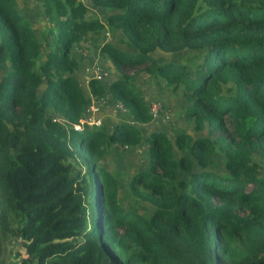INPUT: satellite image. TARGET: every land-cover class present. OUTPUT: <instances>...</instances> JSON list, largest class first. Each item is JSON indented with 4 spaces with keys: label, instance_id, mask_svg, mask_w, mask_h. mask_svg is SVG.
Segmentation results:
<instances>
[{
    "label": "trees",
    "instance_id": "16d2710c",
    "mask_svg": "<svg viewBox=\"0 0 264 264\" xmlns=\"http://www.w3.org/2000/svg\"><path fill=\"white\" fill-rule=\"evenodd\" d=\"M29 1L0 0L3 264H264V0ZM89 50L111 78L79 80Z\"/></svg>",
    "mask_w": 264,
    "mask_h": 264
},
{
    "label": "rangeland",
    "instance_id": "374dc122",
    "mask_svg": "<svg viewBox=\"0 0 264 264\" xmlns=\"http://www.w3.org/2000/svg\"><path fill=\"white\" fill-rule=\"evenodd\" d=\"M23 11L25 14L31 17V19H35L37 15V6L32 4L29 0H25L23 3ZM84 52V51H83ZM91 51L88 52L85 51V54L80 56L81 66L77 70V75L80 81L84 78L87 79V76L90 74L95 75V71L100 70V72L104 75L107 73V76L111 78V72L108 69V66L102 62L97 60V58L94 55L90 54ZM83 82V81H82ZM84 83V82H83ZM147 94H154L153 91H150L149 88L146 90ZM157 99V100H156ZM159 97L153 96V98L149 101V104L155 103L158 104L161 108V103L164 104V106L169 108L170 112V118L168 119H161V118H153L151 119V122L148 126V130L152 127L156 128H162L170 132L171 130L175 129L176 126H180V111L182 108L179 106L176 107L175 104H178L181 100L178 99L177 92L173 93L169 97L168 102H162ZM161 102V103H160ZM90 104L92 105L90 108H92V112L97 108V105L94 101H91ZM96 107V108H95ZM103 108H101L100 119H102V122H105L107 125L111 123L112 120H118L120 118L124 117V111L120 110L116 104L108 103L105 105H102ZM162 109V108H161ZM98 115V114H97ZM93 117V116H92ZM96 117V113L94 114V118ZM99 119V120H100ZM101 121V120H100ZM106 125V127H107ZM144 158V151L143 146L138 148H131L126 147L123 149H112L109 153V155L105 158L104 165L108 169V171L119 181L122 178L124 179L126 177V174L128 171H130L132 168L139 166L143 162ZM143 209V207H142ZM16 249V244L13 243V241H8L6 245L3 248L2 255L0 257V264H3V262L8 261L9 258H12V253Z\"/></svg>",
    "mask_w": 264,
    "mask_h": 264
},
{
    "label": "built area",
    "instance_id": "2783aa9c",
    "mask_svg": "<svg viewBox=\"0 0 264 264\" xmlns=\"http://www.w3.org/2000/svg\"><path fill=\"white\" fill-rule=\"evenodd\" d=\"M100 76H101V74H100V70L95 71V75H94V77H95V78H99ZM91 106H92V105H90V107H91ZM149 109H150V112H151V114H152L153 117L156 116L157 114H161L160 111H159V110H160V107H159L158 104L151 103ZM165 116H166V115H165Z\"/></svg>",
    "mask_w": 264,
    "mask_h": 264
},
{
    "label": "clouds",
    "instance_id": "9594fccd",
    "mask_svg": "<svg viewBox=\"0 0 264 264\" xmlns=\"http://www.w3.org/2000/svg\"><path fill=\"white\" fill-rule=\"evenodd\" d=\"M94 76V75H93ZM149 107H150V104H149ZM152 115V114H151ZM153 117V116H152ZM154 117H156V118H161V119H168L169 117H166L165 115H160V117H158V114L156 115V116H154Z\"/></svg>",
    "mask_w": 264,
    "mask_h": 264
}]
</instances>
